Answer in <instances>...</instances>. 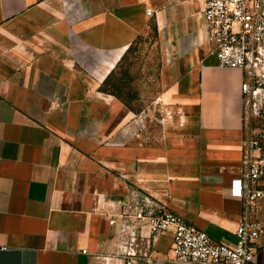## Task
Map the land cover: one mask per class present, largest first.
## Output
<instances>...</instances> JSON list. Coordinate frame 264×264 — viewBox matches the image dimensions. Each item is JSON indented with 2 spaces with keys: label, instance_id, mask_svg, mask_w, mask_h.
<instances>
[{
  "label": "crops",
  "instance_id": "obj_1",
  "mask_svg": "<svg viewBox=\"0 0 264 264\" xmlns=\"http://www.w3.org/2000/svg\"><path fill=\"white\" fill-rule=\"evenodd\" d=\"M204 1L0 0V264H123L119 215L136 195L237 243L243 73L206 42ZM152 18L157 138L102 90ZM171 245L157 236L158 261L140 264H185Z\"/></svg>",
  "mask_w": 264,
  "mask_h": 264
},
{
  "label": "built area",
  "instance_id": "obj_2",
  "mask_svg": "<svg viewBox=\"0 0 264 264\" xmlns=\"http://www.w3.org/2000/svg\"><path fill=\"white\" fill-rule=\"evenodd\" d=\"M203 4L205 40L219 66L243 73L240 95L248 136L241 177L231 190L244 207L235 231L237 243L214 241L150 197L136 195L119 215L126 223L121 224L118 246L123 264L158 261L154 241L164 234L172 236L174 261L185 264H250L264 249V219L258 217L259 203L264 201V0H205ZM147 15H152L150 9ZM144 226L149 235L143 233Z\"/></svg>",
  "mask_w": 264,
  "mask_h": 264
},
{
  "label": "rangeland",
  "instance_id": "obj_3",
  "mask_svg": "<svg viewBox=\"0 0 264 264\" xmlns=\"http://www.w3.org/2000/svg\"><path fill=\"white\" fill-rule=\"evenodd\" d=\"M144 32L103 90L122 100L133 113L141 115L143 129L157 138L162 114L161 105L156 103V97L162 91L159 86L161 55L153 18L148 21V28Z\"/></svg>",
  "mask_w": 264,
  "mask_h": 264
},
{
  "label": "trees",
  "instance_id": "obj_4",
  "mask_svg": "<svg viewBox=\"0 0 264 264\" xmlns=\"http://www.w3.org/2000/svg\"><path fill=\"white\" fill-rule=\"evenodd\" d=\"M135 42H136V41H135ZM135 42H134V43H135ZM134 43L128 48V50H127L125 56L130 52V50L132 49ZM125 56H124V57H125ZM124 57H123V58H124ZM123 58H122V60H123ZM106 84H107V81H106L105 84L103 85L102 90H103V88L105 87ZM103 91L106 92L105 90H103ZM113 95H114V94H113Z\"/></svg>",
  "mask_w": 264,
  "mask_h": 264
}]
</instances>
